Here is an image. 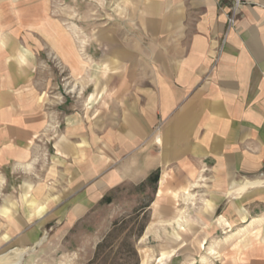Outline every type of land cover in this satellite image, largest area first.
I'll list each match as a JSON object with an SVG mask.
<instances>
[{
    "label": "crops",
    "instance_id": "crops-1",
    "mask_svg": "<svg viewBox=\"0 0 264 264\" xmlns=\"http://www.w3.org/2000/svg\"><path fill=\"white\" fill-rule=\"evenodd\" d=\"M231 1L140 0L135 43L106 50L121 53L119 76L88 83L119 85L120 122L90 120L64 131L50 155L49 110L32 87L30 56L43 36L46 0H0V174L46 150L69 166L73 183L83 176L86 197L97 188L102 195L113 175L94 186L92 180L119 155L122 165L136 166L139 179L160 170L159 197L216 198L224 230L264 218V183L228 199L231 183L264 181V0H244L233 26ZM104 102L107 116L112 102ZM251 239L227 264H264L263 243Z\"/></svg>",
    "mask_w": 264,
    "mask_h": 264
},
{
    "label": "rangeland",
    "instance_id": "rangeland-1",
    "mask_svg": "<svg viewBox=\"0 0 264 264\" xmlns=\"http://www.w3.org/2000/svg\"><path fill=\"white\" fill-rule=\"evenodd\" d=\"M139 1L46 0L43 24L38 26L43 36L34 40L38 50L30 56L32 87L49 110L50 155L54 154L52 142L57 143L64 131L88 126L90 120L97 126L105 118L113 127L120 122L116 109L121 97L117 93L119 85L88 83L95 76H119L121 53L106 50L119 49L122 42L135 43ZM243 4L241 0L234 23ZM104 101L112 102L107 116ZM94 104L96 110L91 117L89 110ZM101 143L98 139V152ZM113 147L118 148L119 143ZM112 159V164L98 167L92 185L105 175H113V185L102 195L97 188L96 195L89 197H86L88 182L83 176L73 183L69 166L46 156V150L27 163L3 168L0 174L2 261L227 264L232 261L234 251L245 247L243 243L248 238L256 245H264V218L255 216L256 221L247 228L224 230L228 224L222 218L223 207L215 206L216 198L159 197L155 191L161 178L159 169L154 172L158 175L157 183L152 184L148 178H138L135 165H122L119 155ZM228 195L229 200L239 196ZM107 198L109 203L105 201ZM210 201H214L213 212ZM145 205L148 206L136 217L134 212ZM243 217L240 223L246 221ZM143 224L144 231L138 236ZM16 251L22 252L20 259Z\"/></svg>",
    "mask_w": 264,
    "mask_h": 264
},
{
    "label": "bare ground",
    "instance_id": "bare-ground-1",
    "mask_svg": "<svg viewBox=\"0 0 264 264\" xmlns=\"http://www.w3.org/2000/svg\"><path fill=\"white\" fill-rule=\"evenodd\" d=\"M263 183H264L263 180H253V181L246 180L243 182H233L229 185L228 192H229V194H236L237 195L240 192H242L248 188H252L254 186L261 185ZM21 253L22 252L16 251L15 254H16L17 259L18 258L20 259ZM0 264H17V262H14V263L3 262L2 259L0 258Z\"/></svg>",
    "mask_w": 264,
    "mask_h": 264
},
{
    "label": "trees",
    "instance_id": "trees-1",
    "mask_svg": "<svg viewBox=\"0 0 264 264\" xmlns=\"http://www.w3.org/2000/svg\"><path fill=\"white\" fill-rule=\"evenodd\" d=\"M157 180H158V175L155 174V173L151 174L150 177L148 178V181H149L150 183H152V184L157 183ZM105 201H106L107 203H109V202H110V198H107ZM147 206H148V205H145V206L141 207L140 209L136 210V211L134 212V214L136 215V217H138L139 214H140L141 212H143V211H144V208L147 207ZM130 218H131V217H130ZM144 228H145V224L141 225V227L139 228L138 236L141 235V233L144 231ZM100 247H101V246H100Z\"/></svg>",
    "mask_w": 264,
    "mask_h": 264
},
{
    "label": "built area",
    "instance_id": "built-area-1",
    "mask_svg": "<svg viewBox=\"0 0 264 264\" xmlns=\"http://www.w3.org/2000/svg\"><path fill=\"white\" fill-rule=\"evenodd\" d=\"M240 3H241V0H232L231 1V11H230V14L228 16V19H227V22L230 26H233L234 25V17L237 13V10L240 6Z\"/></svg>",
    "mask_w": 264,
    "mask_h": 264
}]
</instances>
